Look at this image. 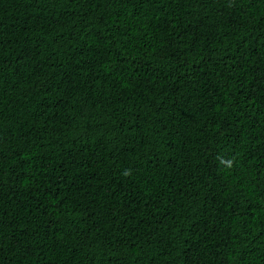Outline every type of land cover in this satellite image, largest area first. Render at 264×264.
<instances>
[{"label": "trees", "instance_id": "trees-1", "mask_svg": "<svg viewBox=\"0 0 264 264\" xmlns=\"http://www.w3.org/2000/svg\"><path fill=\"white\" fill-rule=\"evenodd\" d=\"M0 264H264V0H0Z\"/></svg>", "mask_w": 264, "mask_h": 264}]
</instances>
